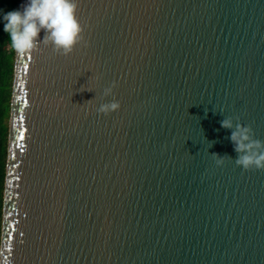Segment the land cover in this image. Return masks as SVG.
I'll return each instance as SVG.
<instances>
[{
    "label": "water",
    "instance_id": "obj_1",
    "mask_svg": "<svg viewBox=\"0 0 264 264\" xmlns=\"http://www.w3.org/2000/svg\"><path fill=\"white\" fill-rule=\"evenodd\" d=\"M77 16L68 57L13 52L0 264H264V170L235 165L220 124L264 141V0H78Z\"/></svg>",
    "mask_w": 264,
    "mask_h": 264
},
{
    "label": "clouds",
    "instance_id": "obj_2",
    "mask_svg": "<svg viewBox=\"0 0 264 264\" xmlns=\"http://www.w3.org/2000/svg\"><path fill=\"white\" fill-rule=\"evenodd\" d=\"M77 8L78 0H25L17 8L3 12L0 19L3 21V32L8 36L10 49L17 56H25L39 50L43 44L50 46L54 53L68 57L78 44L86 43ZM41 32L44 33L42 39ZM83 86L81 91L92 92ZM116 86L117 82H111L103 89V97L113 96ZM119 108L120 102L113 98L107 103H101L96 112L98 115H108ZM220 124L231 132L228 138L237 153L235 165L245 171L264 170V141L254 138L252 128L242 125L239 118L234 123L232 117H225ZM209 144L211 147V142ZM210 155L217 166H222L226 158L232 159L217 153Z\"/></svg>",
    "mask_w": 264,
    "mask_h": 264
},
{
    "label": "trees",
    "instance_id": "obj_3",
    "mask_svg": "<svg viewBox=\"0 0 264 264\" xmlns=\"http://www.w3.org/2000/svg\"><path fill=\"white\" fill-rule=\"evenodd\" d=\"M18 4L19 0H0V15L17 8ZM12 65L13 51L9 47L8 36L3 32V21L0 19V217Z\"/></svg>",
    "mask_w": 264,
    "mask_h": 264
},
{
    "label": "rangeland",
    "instance_id": "obj_4",
    "mask_svg": "<svg viewBox=\"0 0 264 264\" xmlns=\"http://www.w3.org/2000/svg\"><path fill=\"white\" fill-rule=\"evenodd\" d=\"M8 120V119H7Z\"/></svg>",
    "mask_w": 264,
    "mask_h": 264
}]
</instances>
